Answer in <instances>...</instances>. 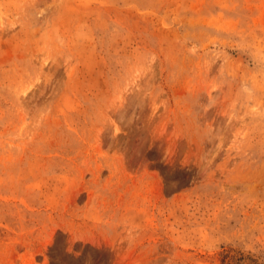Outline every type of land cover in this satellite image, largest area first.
Here are the masks:
<instances>
[{"label": "rangeland", "instance_id": "rangeland-1", "mask_svg": "<svg viewBox=\"0 0 264 264\" xmlns=\"http://www.w3.org/2000/svg\"><path fill=\"white\" fill-rule=\"evenodd\" d=\"M0 264H264V0H0Z\"/></svg>", "mask_w": 264, "mask_h": 264}]
</instances>
